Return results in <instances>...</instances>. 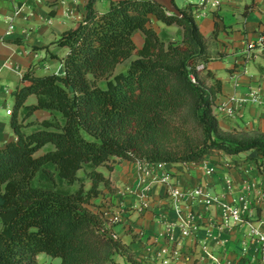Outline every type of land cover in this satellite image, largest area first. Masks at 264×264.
I'll return each instance as SVG.
<instances>
[{
	"label": "trees",
	"instance_id": "obj_1",
	"mask_svg": "<svg viewBox=\"0 0 264 264\" xmlns=\"http://www.w3.org/2000/svg\"><path fill=\"white\" fill-rule=\"evenodd\" d=\"M178 9L181 16L153 0H117L98 12L90 0L84 19L53 42L68 48L65 75L24 73L12 93L17 138L0 147V264H39L41 253L61 264H120L115 255L129 253L127 245L90 208L112 184L100 167L200 163L249 151L264 164V133L222 128L214 105L223 82L208 67L207 38L191 5ZM153 16L180 27L182 42L158 33ZM134 53L127 71L111 78ZM31 95L37 102L28 104ZM39 110L50 117L29 120ZM86 166L89 189L79 176ZM77 182L75 191L62 187ZM128 261L141 264L130 254Z\"/></svg>",
	"mask_w": 264,
	"mask_h": 264
},
{
	"label": "crops",
	"instance_id": "obj_2",
	"mask_svg": "<svg viewBox=\"0 0 264 264\" xmlns=\"http://www.w3.org/2000/svg\"><path fill=\"white\" fill-rule=\"evenodd\" d=\"M89 1L0 0V147L17 138L11 128V119L8 118L12 115H8L6 111L2 114L4 108L11 109V104H15L13 91L21 84L24 73L29 70L38 75H65L63 58L68 53V48L56 46L53 42L84 19ZM113 1L117 0H94V7L98 12H104ZM254 4L242 23L234 20L237 7L235 0L225 1L219 10V20H215V13L195 18L206 38L214 35L215 24H218L215 40L216 52L220 56L214 57L208 64L216 77L223 82L222 93L215 102V113L217 103L228 95L235 93L244 97L250 91H255L259 96L258 103L247 105L242 115L237 118H227L219 114L222 118L219 119L222 128L229 131L243 129L264 133V64L258 61L264 58V44L260 42L264 36V0L261 4ZM9 17H14L12 30H9L7 23ZM157 22L159 23V20L156 17H151L153 27L161 28L160 31L157 30L158 33L164 30L163 28L172 26L164 27V23L160 26ZM137 35L140 38L137 46L142 47L144 36L142 32H137ZM251 43L255 44V48L249 49ZM228 58L231 60L230 65L221 63H225L224 60ZM214 61L219 62L218 65L213 63ZM252 64L256 65L257 70L253 69ZM223 70L228 76L218 77V72ZM36 102L37 98L35 102L27 103ZM38 112L45 111L39 110L35 113ZM247 156L255 157L256 152L207 156L200 164L158 165L123 160L115 165L112 172L107 173L102 167L99 168L110 178L112 184L111 190L106 189L105 194H101L95 201L106 205L101 210L108 220H111L114 214L120 215L121 222L115 224L113 230L127 245L129 254L141 264H158L159 251L165 246H177L185 255L196 259L203 244L233 260L241 251L236 231H220L208 223L209 218L212 219L221 213L219 205L207 206L196 199L188 206L196 215L194 220L198 231L187 236L181 228L182 216L169 203L162 183H153L150 208L147 211L140 210V177L143 168L149 167L156 173L169 174L185 188L201 184L212 195L226 196L225 180L229 178L237 185L243 180H256L264 191V172H260L255 163L244 161ZM211 168L213 173L207 175L206 170ZM261 169H264V164ZM109 205L110 209L107 208ZM184 206L187 208V204ZM261 207L258 214L264 217V205ZM166 219L172 223V229L168 233L165 228ZM116 260L120 264H133L128 261V255H117Z\"/></svg>",
	"mask_w": 264,
	"mask_h": 264
},
{
	"label": "built area",
	"instance_id": "obj_3",
	"mask_svg": "<svg viewBox=\"0 0 264 264\" xmlns=\"http://www.w3.org/2000/svg\"><path fill=\"white\" fill-rule=\"evenodd\" d=\"M225 1L197 0L195 3L189 4L192 7L194 18H200L208 13L219 11ZM7 23L9 30H12L14 17H9ZM260 42L264 44V36L261 37ZM253 48H255V44L251 43L249 49ZM193 81H195L194 78ZM258 101L259 96L255 91H250L244 97L234 93L217 103V113L227 118H237L242 115L247 105L258 103ZM6 113L12 115L13 109H7ZM205 173L211 175L213 169H208ZM154 182L162 183L165 186L166 198L177 213L182 216L181 228L185 235L190 236L192 232L198 231L194 220L196 215L188 207L197 199L207 206L219 205L221 207V213L212 219L209 218L208 223L220 231H236L241 248L238 256L231 260L203 244L199 257L192 259L181 252L178 247L165 246L159 251L158 262L160 264H264V217H261L253 207L259 203L260 206H263L264 191L256 180H243L240 185H237L232 179H226V196H219L212 195L201 184L185 188L165 172L156 173L152 168H143L140 177V184H142L141 208H148L151 203ZM184 204H187V208ZM111 221L113 223L120 222V215H114ZM165 228L167 233L172 229V223L167 219Z\"/></svg>",
	"mask_w": 264,
	"mask_h": 264
},
{
	"label": "rangeland",
	"instance_id": "obj_4",
	"mask_svg": "<svg viewBox=\"0 0 264 264\" xmlns=\"http://www.w3.org/2000/svg\"><path fill=\"white\" fill-rule=\"evenodd\" d=\"M197 0H175V7L177 8V7H188L190 4L189 3H195ZM254 3H259V4H261L262 3V0H235V4H236V9H235V18H234V20L236 19L237 20V22L239 21L240 23H242L243 22V20H244V18L246 17V15L244 14L245 13V10H246V7H247V5L251 8V6H253V5H255ZM258 4V5H259ZM249 8V9H250ZM248 9V15H249V10ZM220 11H217V12H215V14H214V17H215V20H219L220 19V17H221V12L219 13ZM247 15V16H248ZM151 25H152V23H150ZM156 24H159L160 26H162V22H160L159 21V23L157 22ZM164 25V27H166V26H168V25H165V24H163ZM153 26V25H152ZM203 26V25H202ZM155 29L156 30H158V31H160V27H158V26H155ZM164 30H162V31H164V32H160L162 35H166V36H168V38L170 39V40H172L173 42H175V43H181L182 42V39H183V37H182V30H181V28L180 27H178L177 25H172L171 27H169V28H163ZM167 31V32H166ZM166 32V33H165ZM217 38V36L216 35H212L211 37H209V38H207V42H208V48H209V51L211 52V54H212V56L213 57H219L220 56V54L219 53H217L216 52V39ZM168 39V40H169ZM134 40H135V43L136 44H138V42L140 41V38H139V36L137 35V33L134 35ZM136 58V53H134V55L130 58V59H128V60H126V61H124V62H122V63H120L118 66H117V68L115 69V71H114V73H113V76L111 77V78H114V76H116V75H118V74H120V73H124V72H126L127 71V69H128V67H129V65H130V62L132 61V60H134ZM259 62H261L262 64H264V58H260L259 60H258ZM212 62V61H211ZM224 62L225 63H223V61H221V63L222 64H225V65H230V63H231V60L228 58V59H225L224 60ZM213 63H215L216 65H218V63L219 62H213ZM252 67H253V69H256L257 70V68H256V65H254V64H252L251 65ZM218 74H219V76L218 77H223V78H226L228 75H227V72L225 71V70H223V71H219L218 72ZM106 80H102L101 82H100V85L101 86H105L106 85ZM35 100H36V98H35V96H31V97H29L28 98V100H27V102L28 103H31V102H35ZM13 107H14V105L13 104H11V109H13ZM214 108H215V105H214ZM5 111H6V108H4V110L2 111V114H5ZM214 113H215V111H214ZM216 115H217V117H219V119L220 120H222V118H220L221 116H219L218 115V113H215ZM50 117V113L48 112V111H45V112H38V113H35L29 120H31V119H34V120H42V119H44V118H49ZM9 119H11V116H9L8 117ZM35 126H31V127H29V128H26V131H30V130H32L33 128H34ZM242 131H246V130H243L242 129ZM246 132H248V131H246ZM248 133H250V134H253V135H255V134H257V133H259V132H248ZM223 153H218V154H215V155H213L214 157H220L221 155H222ZM223 155H225V154H223ZM208 157H210V156H208ZM254 157L253 156H247L245 159H244V161H249V162H253L254 161V159H253ZM205 161V160H204ZM200 163H202V162H200ZM200 163H196V164H200ZM254 163V162H253ZM256 165H257V168L259 167V171L261 172H264V169H261V167L263 166V163H255ZM102 170H104L105 172H107L108 173V169H107V167H105V166H103L102 167ZM89 171V167L88 166H86L83 170H81L80 172H79V176L81 177V178H83V180L85 181V187H86V189H89L90 187H91V183H90V181H89V179L86 177V172H88ZM62 187L64 188V189H67V190H70V191H75L76 189H78L79 187H80V183L79 182H77V183H75L74 185H71V186H69V185H67V184H63L62 185ZM103 188V195L105 194L104 193V191L106 190V189H108V190H111V188H104V187H102ZM166 192V191H165ZM152 194V193H151ZM141 201H142V198H141ZM169 201V200H168ZM94 202H95V204L96 205H92V206H90V208H92V209H94V210H100V211H102L101 209H102V207H104V206H106V205H103V204H99V201H95L94 200ZM170 203V202H169ZM112 205V204H111ZM111 205H109V206H107V208L108 209H110L111 208ZM141 205H142V203H141ZM150 205H151V203L149 204V206H148V208H141L140 207V210L141 211H147V210H149V208H150ZM261 204L259 203L258 205H253V207L257 210V211H259V210H261V206H260ZM262 205H264V204H262ZM191 209V208H190ZM114 215H118V214H114ZM111 223V225H114L115 226V224H117V223H113L111 220H109ZM121 222V221H120ZM120 222H118V223H120ZM113 226V227H114ZM112 227V228H113ZM0 228H1V225H0ZM114 238L116 239V238H118V236L116 235V233H115V235H114ZM172 247H177V246H172ZM129 251V250H128ZM129 253H126V255H128ZM119 255H122V254H119ZM125 255V254H124ZM116 256L117 255H115V259H116ZM36 259H37V261H38V263L39 264H61V259H59V258H53V257H51V256H49V255H46V254H44V253H41V254H38V255H36ZM136 260V259H135ZM117 261V260H116ZM138 261V260H137ZM138 262H140V261H138ZM141 263V262H140ZM158 264H160L159 262H158Z\"/></svg>",
	"mask_w": 264,
	"mask_h": 264
},
{
	"label": "water",
	"instance_id": "obj_5",
	"mask_svg": "<svg viewBox=\"0 0 264 264\" xmlns=\"http://www.w3.org/2000/svg\"><path fill=\"white\" fill-rule=\"evenodd\" d=\"M163 6L168 14H175L181 16V12L175 7L173 0H153Z\"/></svg>",
	"mask_w": 264,
	"mask_h": 264
},
{
	"label": "flooded vegetation",
	"instance_id": "obj_6",
	"mask_svg": "<svg viewBox=\"0 0 264 264\" xmlns=\"http://www.w3.org/2000/svg\"><path fill=\"white\" fill-rule=\"evenodd\" d=\"M173 3H174V5H175V0H173Z\"/></svg>",
	"mask_w": 264,
	"mask_h": 264
}]
</instances>
